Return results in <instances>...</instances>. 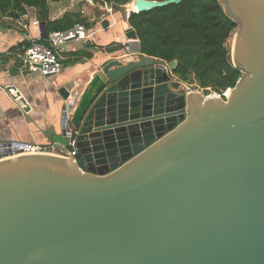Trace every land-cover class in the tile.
I'll use <instances>...</instances> for the list:
<instances>
[{
    "label": "water",
    "instance_id": "water-1",
    "mask_svg": "<svg viewBox=\"0 0 264 264\" xmlns=\"http://www.w3.org/2000/svg\"><path fill=\"white\" fill-rule=\"evenodd\" d=\"M218 1L241 72L224 99L175 88L128 27L77 102L60 91L62 155H0V264H264V0Z\"/></svg>",
    "mask_w": 264,
    "mask_h": 264
},
{
    "label": "crops",
    "instance_id": "crops-1",
    "mask_svg": "<svg viewBox=\"0 0 264 264\" xmlns=\"http://www.w3.org/2000/svg\"><path fill=\"white\" fill-rule=\"evenodd\" d=\"M108 9L104 4L89 5L81 0H70L69 6L66 0L48 3L50 21L61 19L65 13L79 14L88 27L84 26L87 41L66 43L59 53L63 65L61 73L46 80L20 72L13 54L8 55L32 42L47 44L41 42L37 29L31 25L37 20L36 10L26 8L25 14L18 19L0 14V143L50 144L49 134L53 130L59 132L60 128L63 105L60 91L69 92V99L77 102L101 63L120 52L126 43L127 14ZM22 25L29 26L28 30ZM132 58L124 56L120 61ZM12 68H16V76L9 75ZM8 85L19 91L17 96L25 105L12 100L1 90Z\"/></svg>",
    "mask_w": 264,
    "mask_h": 264
},
{
    "label": "trees",
    "instance_id": "trees-1",
    "mask_svg": "<svg viewBox=\"0 0 264 264\" xmlns=\"http://www.w3.org/2000/svg\"><path fill=\"white\" fill-rule=\"evenodd\" d=\"M61 1L0 0V14L18 19L25 14L26 8H34L37 20L45 23L48 34L68 30L76 24L88 27L79 14L65 13L61 19L50 21L48 3ZM133 1L93 0L99 5L107 4L115 11H122ZM124 14H127L128 27L135 31L139 40L141 55L167 64L175 61L173 76L178 82L194 84L205 95L224 94L241 77L240 70L231 62V49L227 46L237 25L225 15L218 0H180L178 4L147 12L132 10Z\"/></svg>",
    "mask_w": 264,
    "mask_h": 264
},
{
    "label": "built area",
    "instance_id": "built-area-1",
    "mask_svg": "<svg viewBox=\"0 0 264 264\" xmlns=\"http://www.w3.org/2000/svg\"><path fill=\"white\" fill-rule=\"evenodd\" d=\"M87 3L89 5L94 4L93 0H87ZM104 6L107 7V9L109 8L108 10L111 8L107 4H104ZM39 24L40 22L38 20H33L31 22V25L37 29L38 35H40ZM22 26L26 30L29 28L27 25ZM86 41L87 32L85 27L81 24H76L68 30L55 31L48 34L47 39L45 40L47 44L32 42L29 45L19 47L14 53H8V55L13 54L18 62L20 72H27L30 75H38L42 79L46 80L61 73L63 65L61 58L59 57V53L63 50V46L66 43H85ZM165 69L167 71L166 66ZM1 90L14 101H18L20 99V97L17 96L19 91L13 85L1 87ZM199 91L205 95L203 90ZM189 92H191V90L186 89V93ZM227 94L228 91L224 94L210 93L205 95V97H219L224 99ZM66 135L70 138L68 145L69 157L75 158L77 151L74 146L75 143L71 135V130H66ZM28 153H50L62 155V153L59 152L53 144L38 145L15 143L0 147V155L5 154L6 157H13Z\"/></svg>",
    "mask_w": 264,
    "mask_h": 264
},
{
    "label": "rangeland",
    "instance_id": "rangeland-1",
    "mask_svg": "<svg viewBox=\"0 0 264 264\" xmlns=\"http://www.w3.org/2000/svg\"><path fill=\"white\" fill-rule=\"evenodd\" d=\"M66 4H68V6H69V5H70V0H66ZM128 10H129V11L134 10V7H133V4H132V3H130V4H128L127 6H125V8H124L122 11H120V12H122V13H126ZM112 11H115V10L112 9ZM125 11H126V12H125ZM233 39H234V34H233V35L231 36V38L228 39V41H227V46L230 47V49L232 48ZM178 87H179V90H180V91H184V92H186V89H190L191 92H193V91H197V89H196V87H195L194 84L189 85V84H186V83L184 84V83L179 82ZM198 91H199V90H198ZM199 92H200V91H199ZM204 96H205V95H204Z\"/></svg>",
    "mask_w": 264,
    "mask_h": 264
},
{
    "label": "bare ground",
    "instance_id": "bare-ground-1",
    "mask_svg": "<svg viewBox=\"0 0 264 264\" xmlns=\"http://www.w3.org/2000/svg\"><path fill=\"white\" fill-rule=\"evenodd\" d=\"M132 4H133L134 10H135V12H136V11H137V6H136V4L133 3V2H132Z\"/></svg>",
    "mask_w": 264,
    "mask_h": 264
}]
</instances>
